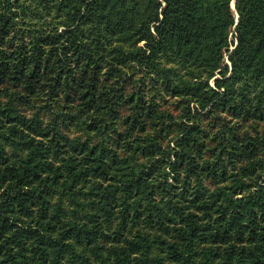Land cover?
<instances>
[{
	"label": "trees",
	"instance_id": "trees-1",
	"mask_svg": "<svg viewBox=\"0 0 264 264\" xmlns=\"http://www.w3.org/2000/svg\"><path fill=\"white\" fill-rule=\"evenodd\" d=\"M0 264H264V0H0Z\"/></svg>",
	"mask_w": 264,
	"mask_h": 264
},
{
	"label": "water",
	"instance_id": "water-1",
	"mask_svg": "<svg viewBox=\"0 0 264 264\" xmlns=\"http://www.w3.org/2000/svg\"><path fill=\"white\" fill-rule=\"evenodd\" d=\"M232 5L235 6V1H233Z\"/></svg>",
	"mask_w": 264,
	"mask_h": 264
}]
</instances>
